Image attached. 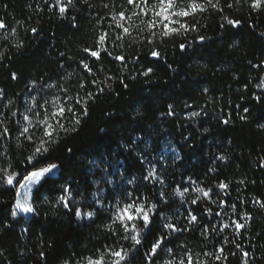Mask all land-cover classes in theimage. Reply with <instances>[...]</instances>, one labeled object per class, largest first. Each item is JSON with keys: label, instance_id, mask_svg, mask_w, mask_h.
I'll use <instances>...</instances> for the list:
<instances>
[{"label": "trees", "instance_id": "obj_1", "mask_svg": "<svg viewBox=\"0 0 264 264\" xmlns=\"http://www.w3.org/2000/svg\"><path fill=\"white\" fill-rule=\"evenodd\" d=\"M50 5L55 0H0V20L6 24L0 29V133L5 126L10 131L6 137L0 134V169L18 172V179L32 170L26 158L35 145L20 135L19 128L33 97L38 102L56 95L65 99L61 86L76 96L81 80L85 91H95L92 79L103 81L108 76L113 77L112 89L89 103V115L78 132L67 135L41 158L42 166L55 163L59 168L35 187V215L13 220L15 187L0 185V225H8L0 227V264H78L106 246L130 249V241L112 235L106 227L111 219L108 205L117 194L128 192L157 206L151 230L142 234V245L130 255V264H148L146 251L161 232L168 236L165 249L172 248L175 254L186 250L181 244L202 258L204 252L223 247L228 260L215 264H241V250L251 254L249 264H264V208L254 203L264 202V168L259 167L264 159V88L258 87L264 83V11L253 12L241 0L223 13H204L198 32L149 45L116 39L120 30L111 17L124 10L126 0H73L63 18ZM222 16L240 23L233 28ZM32 28L37 29L35 34ZM102 33L108 35L103 45L107 51L97 60L84 49L96 50ZM200 36L205 39L200 41ZM181 43L186 46L183 52ZM153 47L161 59L150 56ZM116 55L126 61L114 60ZM82 61L94 77L83 69ZM148 67L153 68L152 75H140ZM170 110L174 115H167ZM12 112L17 116L12 117ZM241 115L247 120L242 121ZM225 119L230 123L224 124ZM219 156L227 159L220 161ZM150 169H155L158 180L144 179ZM220 182L228 188L221 190ZM65 184L71 188L73 207L94 211L91 220H77L74 211L57 204ZM196 187L209 196L193 205L191 200L201 195ZM176 189H187L183 198ZM97 199L102 206L95 203ZM190 212L198 217L195 225L186 219ZM244 214L250 219L236 232L232 221L244 223L240 220ZM165 222L188 231L168 233ZM224 224L229 227L223 228ZM213 226L205 239L202 229ZM41 251L46 260H41ZM165 254L161 251L153 264H160ZM204 259L214 264L211 258Z\"/></svg>", "mask_w": 264, "mask_h": 264}, {"label": "snow or ice", "instance_id": "obj_2", "mask_svg": "<svg viewBox=\"0 0 264 264\" xmlns=\"http://www.w3.org/2000/svg\"><path fill=\"white\" fill-rule=\"evenodd\" d=\"M47 2V0H46ZM82 2L87 3V0H82ZM241 0H228V2L222 3V0H126V7L124 10L116 13L111 17L112 22L116 29L120 31L116 33V39L123 41L125 38L131 41H146L149 45H155L157 39L161 42L167 39L186 36L189 32L199 31V18L204 15V13L220 12L223 13L224 8H233L234 4H240ZM253 12L264 11V0H243ZM73 4V0H67V4L63 0H55V5H50L49 7L58 8L60 17L63 18L67 7ZM104 7H108L107 4ZM222 19L226 21L228 25L233 28L237 27L240 23L239 20L229 19L227 16H222ZM195 20V23L190 21ZM112 27V25H110ZM223 27V24L221 25ZM0 29H6V24L3 20H0ZM32 33H36L37 29L32 28ZM11 34L15 35L16 30L12 29ZM264 35V34H262ZM3 39L7 40L8 36L5 35ZM108 39L107 33H102L97 39L96 50L85 48L86 52L90 57H94L97 60L101 58V52L107 51L103 47L106 40ZM205 37L200 36L199 40L203 41ZM15 47H22L21 44H16ZM180 50L183 52L186 49L184 43L179 45ZM2 55V53H0ZM150 56L155 59H161V53L156 50L155 47L150 49ZM116 61L125 62L126 57L123 55H116L113 57ZM135 63V60L131 61ZM83 69L88 73L89 76L94 77L92 68L87 62L82 61ZM174 70V69H173ZM153 73V68L148 67L146 70L142 71L140 75L144 77H150ZM16 74H12V79L15 80ZM135 79V76L130 77ZM113 77L108 76L105 80L101 81L93 78L91 85L95 88V91L87 90L86 84L81 80L78 84L80 91L76 96L68 95V89L61 86L60 91L65 94V99H61L59 95L54 96L51 100L46 99L43 103L37 104L36 98L33 97L32 106L28 109V112L33 113V117L25 114L23 116L24 124L20 125L19 132L30 143L34 144V150L26 158L27 164L32 166V170L27 171L24 176L20 179L19 173L16 171H9L7 168L0 169V185L12 188L15 187V199L12 204L11 217L16 220L19 214H24V218L27 219L30 215L36 214V208L32 202L31 194L33 188L36 185H40L43 181H46L49 174L53 172L54 169H58L59 165L52 163L44 165V160L42 157H46L47 154L57 145L62 139L67 135L76 133L79 131L82 121L85 117L89 115V103L95 102V100L105 93V90H111L112 84L110 81ZM264 80V78H262ZM120 83L126 89L128 85L121 79ZM48 88H53L55 85H48ZM258 87L264 88V83L258 85ZM207 91V90H205ZM253 99L259 100L260 97L253 96ZM11 103V101H10ZM40 109L42 111H35V109ZM172 106L169 105V109ZM244 112H248V108L244 109ZM2 115V114H0ZM12 117H16L17 113L12 112ZM167 115L172 116L174 113L170 110ZM193 116H198L199 113H193ZM240 119L242 121L247 120V116L241 115ZM19 124V121H17ZM224 124H229L230 121L225 119ZM37 132L39 136L37 137ZM63 133V136L61 135ZM3 136L10 135L9 129L5 126L3 132L0 133ZM36 137V139H34ZM38 140V142H37ZM69 153L72 152L71 148H68ZM220 161H225L227 158L224 156L217 157ZM260 168H264V159L259 163ZM211 171V169H210ZM146 181H156L158 177L155 174V169H150L144 176ZM109 185L114 184V181L108 180ZM132 183V181H129ZM240 184L245 183L244 180L239 181ZM218 187L221 190H226L228 184L220 182ZM63 195H60L57 204L62 205L63 208L69 212L74 211L77 220L80 219H92L95 215L94 211L84 212L80 207H73L71 188L69 185L65 184L62 186ZM104 190L101 189L99 192L93 193L94 198L99 196ZM176 194L183 198L184 192L176 189ZM195 192L201 194L197 195L191 200V204L196 205L201 198H208L209 192L205 191L203 188L196 187ZM147 198L134 197L131 192H128L125 198L117 199L116 203L111 209V219L106 225L107 229L112 233V235L119 236V238L130 241L131 248H124L122 245L118 248H112L111 246H106L103 250L97 249L98 255L95 257L89 256L83 258L82 262L78 264H130V255L138 251V246L142 245V234L149 232L153 223L152 213L156 209V204H146ZM161 199L164 203H167L163 193L161 194ZM183 202V200H182ZM98 206L101 205L99 199L95 200ZM224 201L219 202V206H224ZM254 203L264 208V202L260 200H254ZM233 210L235 205L232 206ZM208 214L210 210H207ZM163 215V214H161ZM220 215V213H216ZM188 224H197L198 217L191 212L186 217ZM250 217L247 214L241 215L240 220L244 223H240L237 220H233L232 224L236 232H239L242 228L246 226L247 220ZM0 227L6 228L8 225H0ZM228 224H224L223 228H228ZM117 228L119 231H117ZM163 228L168 233H178L181 231H188L187 228L181 229L171 222H165ZM215 228L202 229V236L207 239L210 231H214ZM168 239V236L161 232L156 236L150 246L146 251L145 260L148 264H153L154 258L157 257L161 251L166 250L168 256L170 257L166 260L165 264H208V260L204 258H211L215 262H222L228 260V255L225 253L223 247L217 248L215 252H204L201 257L200 253H194L186 245L181 244V248L186 250L179 256H177L172 248L165 249L164 242ZM0 255H3L0 252ZM41 260H46L45 253L41 251L39 253ZM236 256L237 253H232ZM242 257L241 264H249L250 253L247 251H240ZM67 264V261H65Z\"/></svg>", "mask_w": 264, "mask_h": 264}, {"label": "rangeland", "instance_id": "obj_3", "mask_svg": "<svg viewBox=\"0 0 264 264\" xmlns=\"http://www.w3.org/2000/svg\"><path fill=\"white\" fill-rule=\"evenodd\" d=\"M54 96H50L49 98H43L41 101H36V103L37 104H41V103H43L46 99H48V100H51L52 98H53ZM32 103H33V100H31L30 102H29V104H28V106H27V112L25 113V114H27V115H29L30 117H33L34 118V116H33V113L32 112H28V109L32 106ZM35 111H42V110H40V109H35ZM165 155H167L166 153H164L161 157H162V160L164 161V162H166V159H167V156H165ZM56 174V169H54L53 170V172L51 173V174H49V176H54ZM37 186V185H36ZM36 186H34V188H33V191H34V189H35V187ZM33 193V192H32ZM127 195V194H126ZM126 195H123V196H119L118 194H117V197H116V199H115V201L113 202V204H109L108 205V208H109V210H110V213H111V209H112V207H113V205L116 203V200L117 199H121V198H125L126 197ZM31 197H32V194H31ZM18 216H21V217H23V219L24 220H28L30 217H31V215L30 216H28V218L27 219H25L24 218V214H19ZM183 253V251H180V252H178L176 255L177 256H179V255H181ZM170 257L168 256V253L167 254H165V256H164V258L162 259V261H161V263L160 264H165V262H166V260H168Z\"/></svg>", "mask_w": 264, "mask_h": 264}]
</instances>
